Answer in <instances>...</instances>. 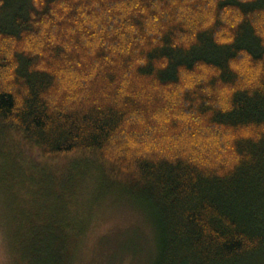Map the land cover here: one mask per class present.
Wrapping results in <instances>:
<instances>
[{"label": "trees", "instance_id": "trees-1", "mask_svg": "<svg viewBox=\"0 0 264 264\" xmlns=\"http://www.w3.org/2000/svg\"><path fill=\"white\" fill-rule=\"evenodd\" d=\"M14 140L56 163L42 186L63 192L14 214V263H73L82 235L61 207L94 168L72 161L95 158L104 195L155 228L152 264H254L264 0H0L1 149Z\"/></svg>", "mask_w": 264, "mask_h": 264}, {"label": "rangeland", "instance_id": "rangeland-1", "mask_svg": "<svg viewBox=\"0 0 264 264\" xmlns=\"http://www.w3.org/2000/svg\"><path fill=\"white\" fill-rule=\"evenodd\" d=\"M9 143L5 149L0 145V264H20L19 260L14 263L9 246L10 237L21 228L14 214L20 210L24 215L31 211L39 216L40 203L49 190L57 196L63 192L49 184L42 186L58 175L56 163L41 159L15 140ZM8 154L14 163L8 162ZM89 163L94 168L84 170L62 207L58 204L64 208L68 224L82 235L72 264H152L157 237L146 212L120 192L104 195L98 181L101 164L95 158H75L70 170ZM254 264H264V256Z\"/></svg>", "mask_w": 264, "mask_h": 264}]
</instances>
